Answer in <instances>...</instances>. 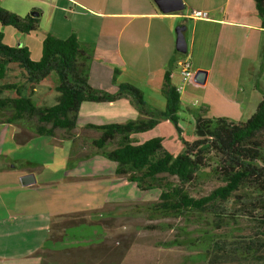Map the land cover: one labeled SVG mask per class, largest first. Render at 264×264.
I'll list each match as a JSON object with an SVG mask.
<instances>
[{"label":"crops","instance_id":"crops-1","mask_svg":"<svg viewBox=\"0 0 264 264\" xmlns=\"http://www.w3.org/2000/svg\"><path fill=\"white\" fill-rule=\"evenodd\" d=\"M182 2L184 13L175 14H163L153 0H0V8L23 18L37 13L45 38L75 36L92 51L88 82L98 92L115 94L120 85L129 84L144 94L151 110L163 112L167 105L162 94L165 76L169 73L178 88L183 80L179 65L188 60L193 77L180 96L190 124L195 128L198 116L248 121L264 98V19L255 1ZM194 10L208 18L188 19ZM176 27L184 28L186 57L176 50ZM15 35L16 40L9 32L10 39L3 44L25 47L32 59L40 61L42 52L33 53L28 35ZM17 74L26 83V74L11 65L0 86L21 85L13 81ZM26 90L31 93L28 86ZM5 94L15 96V92ZM142 117L130 98L85 102L69 139L64 131H57L54 137L34 135L32 126L26 129L0 116V264H43L41 252L55 225L58 229L70 216L86 218L114 206L138 204L125 196L134 184L117 177L116 163L92 153L89 144L99 133L87 127L125 124ZM83 134L85 138H81ZM139 135L133 136L139 144L162 138ZM43 142L54 149L57 164L59 145L65 154L63 166L53 173L47 174L48 165L33 154ZM30 174L35 184L23 186L21 178Z\"/></svg>","mask_w":264,"mask_h":264},{"label":"trees","instance_id":"trees-1","mask_svg":"<svg viewBox=\"0 0 264 264\" xmlns=\"http://www.w3.org/2000/svg\"><path fill=\"white\" fill-rule=\"evenodd\" d=\"M254 1L264 19V0ZM0 25L12 27L17 34L25 36L39 30L40 18L39 15L23 18L0 8ZM2 40L0 34V81L6 80L11 65L26 74V84L22 86H0V116L7 122L26 129L32 126L31 133L42 137H54L57 131H64L70 139L77 128L83 103H112L130 98L143 117L125 124L88 126L87 129L99 133L89 144L92 153L116 163L117 177L135 184L140 191L160 192L158 200L144 208L150 219L212 214L219 222L218 229L240 219L254 225L248 237H211L208 264H229L234 259H242V255L258 262L250 264H264V98L244 123L198 116L195 140L190 142L182 138L181 96L169 73L162 88L167 105L161 112L151 110L144 94L129 84L120 85L115 94L94 90L88 82L92 51L84 48L75 36L60 40L47 35L40 61H33L27 48H10ZM53 74L59 81L56 104L37 107L32 98L33 90ZM27 86L31 89L29 94ZM5 92H15V96L6 97ZM162 121H169L179 132L183 144L181 152L165 149L163 138L141 144L133 139L155 129ZM202 173L211 174L217 186L209 195L197 198L188 188L198 182ZM139 208L134 206V209ZM69 219L68 226L75 227L79 225L75 221L84 217L77 215ZM56 228L55 225L53 230Z\"/></svg>","mask_w":264,"mask_h":264},{"label":"rangeland","instance_id":"rangeland-1","mask_svg":"<svg viewBox=\"0 0 264 264\" xmlns=\"http://www.w3.org/2000/svg\"><path fill=\"white\" fill-rule=\"evenodd\" d=\"M178 28H175L176 35ZM9 32L13 38L17 36L12 27L0 25L2 41L10 39ZM42 32L39 30L28 35L34 54L43 51L45 37ZM142 52L140 53L146 54ZM180 56L186 57V55ZM14 76L17 77L13 78L14 83L26 84L24 77L18 74ZM58 82L57 76L53 74L37 87V93L33 98L37 107H52L56 104ZM188 83L184 84V88ZM12 94L13 92H7L5 95ZM182 104L179 113L182 138L193 141L195 139L194 123L190 124L188 114L185 113V105ZM59 133L62 134L63 131ZM139 136L144 139L162 137L164 147L168 151L179 153L183 150L181 136L169 121H163L153 131ZM82 137L85 138L84 134ZM36 144L38 145L39 142ZM60 146L56 149L58 164L53 158L54 149H48L44 142L42 148L39 147L33 151L36 159L48 165L47 174L63 166L61 162H64L65 154H62ZM216 186L217 181L211 174L202 173L198 182L188 189L192 196L199 198L209 195ZM159 195L158 190L142 192L134 184L125 196L127 199L131 198L132 202L138 203L137 205L143 211L140 208L134 209V206L133 208L126 205L114 206L99 215L92 214L83 220H76L75 222L79 225L75 227L68 226L67 222L63 225L60 223L58 229L52 231L51 240L41 252L43 264H208V253L211 251L208 241L211 237L217 239L219 236H225L227 239H240L252 233L254 225L242 219L218 229L219 222L212 214H194L187 218L154 217L150 219L144 208L156 202ZM67 226L70 228H66ZM167 243H172L174 246L168 247ZM242 256V259H234V262L229 264L258 263L254 258Z\"/></svg>","mask_w":264,"mask_h":264},{"label":"water","instance_id":"water-1","mask_svg":"<svg viewBox=\"0 0 264 264\" xmlns=\"http://www.w3.org/2000/svg\"><path fill=\"white\" fill-rule=\"evenodd\" d=\"M155 4L158 6L159 10L163 14H175L183 12L185 9V6L182 2V0H153ZM33 17H37V13L31 14ZM184 28H178L177 29V40H176V50L180 54H187V44L184 38L183 34ZM36 180L35 177L30 174L26 175L23 178H21V183L23 186H29L35 184Z\"/></svg>","mask_w":264,"mask_h":264},{"label":"built area","instance_id":"built-area-1","mask_svg":"<svg viewBox=\"0 0 264 264\" xmlns=\"http://www.w3.org/2000/svg\"><path fill=\"white\" fill-rule=\"evenodd\" d=\"M187 18L192 19V20L207 19L208 14L201 12V11L194 10V11L189 12V14L187 15ZM180 70L183 76V81H182V84L177 88V90L179 93H182L184 90V84L187 82H190L193 77V71H192V66H191L190 61L186 60V61L181 62Z\"/></svg>","mask_w":264,"mask_h":264}]
</instances>
